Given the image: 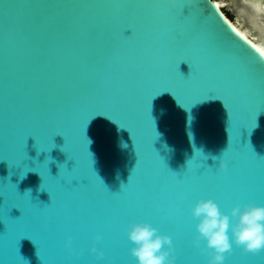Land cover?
I'll use <instances>...</instances> for the list:
<instances>
[{"label": "water", "instance_id": "1", "mask_svg": "<svg viewBox=\"0 0 264 264\" xmlns=\"http://www.w3.org/2000/svg\"><path fill=\"white\" fill-rule=\"evenodd\" d=\"M215 5L0 0V264H137L133 222L209 264L197 201L264 206V58Z\"/></svg>", "mask_w": 264, "mask_h": 264}, {"label": "clouds", "instance_id": "2", "mask_svg": "<svg viewBox=\"0 0 264 264\" xmlns=\"http://www.w3.org/2000/svg\"><path fill=\"white\" fill-rule=\"evenodd\" d=\"M250 8L257 16L261 15V9ZM217 158L212 157L213 160ZM219 167L226 170V162L221 159ZM191 211L193 217L199 221L196 225L199 235L194 244L199 247L201 240L206 241V248L211 250L208 252V255L211 256L209 264H224L225 253L232 251V243L242 247L243 251L247 253L255 254L264 249V206L250 203L242 206L236 205L230 212L235 223L230 222L229 215L222 213L217 203L212 199L198 200ZM229 229L232 233L231 241ZM127 235L134 245L130 251L131 255L136 258L137 264H173L171 238L167 235H160L157 229L150 224L133 222L129 225ZM100 239L101 237L97 235L96 240ZM70 244L71 237L68 238L69 251L71 252ZM89 251L96 254L97 260L103 258V252L98 251L95 246Z\"/></svg>", "mask_w": 264, "mask_h": 264}, {"label": "bare ground", "instance_id": "3", "mask_svg": "<svg viewBox=\"0 0 264 264\" xmlns=\"http://www.w3.org/2000/svg\"><path fill=\"white\" fill-rule=\"evenodd\" d=\"M216 2L224 13H226L225 9H230L234 13V19L230 20L227 15L226 17L239 31L244 32L258 47H264V16H257L244 0H217Z\"/></svg>", "mask_w": 264, "mask_h": 264}, {"label": "snow or ice", "instance_id": "4", "mask_svg": "<svg viewBox=\"0 0 264 264\" xmlns=\"http://www.w3.org/2000/svg\"><path fill=\"white\" fill-rule=\"evenodd\" d=\"M244 2L248 7L261 9V16H264V0H259V2H256V0H244ZM215 7L218 9L220 5L217 4L215 5ZM231 27H232V31L235 32L237 36L241 37L248 45L251 46L252 49H254L259 54V57L264 58V47H258L256 44H254L251 40L248 39V36L244 32L239 31V29L235 28L234 26H231ZM253 64L255 66L264 67V59H261V60L253 59ZM254 126H255V123L253 127ZM196 171H197V174H206V173H209L210 168L205 167L204 163L201 162V166L198 167ZM200 251L203 252L202 249ZM172 255L174 257V261H176L177 256L174 254L173 251H172Z\"/></svg>", "mask_w": 264, "mask_h": 264}, {"label": "rangeland", "instance_id": "5", "mask_svg": "<svg viewBox=\"0 0 264 264\" xmlns=\"http://www.w3.org/2000/svg\"><path fill=\"white\" fill-rule=\"evenodd\" d=\"M217 1V0H216ZM227 17L232 20L234 19V13L230 9H225Z\"/></svg>", "mask_w": 264, "mask_h": 264}]
</instances>
